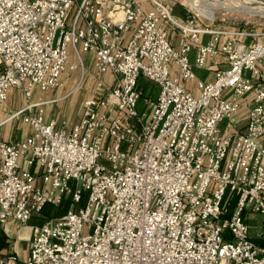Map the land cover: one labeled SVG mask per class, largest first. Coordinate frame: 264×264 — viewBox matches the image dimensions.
Masks as SVG:
<instances>
[{
    "label": "built area",
    "instance_id": "2783aa9c",
    "mask_svg": "<svg viewBox=\"0 0 264 264\" xmlns=\"http://www.w3.org/2000/svg\"><path fill=\"white\" fill-rule=\"evenodd\" d=\"M146 1L0 0V109L19 88L15 115L28 111L32 128L0 141V225L31 234L24 257L9 245L0 264H264L248 222L264 215V25L184 22L172 1ZM82 50L94 54L95 84L67 130L33 110V93L78 69L80 86ZM209 63L206 81L195 68ZM140 76L159 88L142 111Z\"/></svg>",
    "mask_w": 264,
    "mask_h": 264
},
{
    "label": "crops",
    "instance_id": "0c3cea01",
    "mask_svg": "<svg viewBox=\"0 0 264 264\" xmlns=\"http://www.w3.org/2000/svg\"><path fill=\"white\" fill-rule=\"evenodd\" d=\"M140 1H143L146 6L150 5V3L146 0ZM177 17H179L184 22L193 20L195 24H203L202 22H198L194 16H188V18L186 19L180 16ZM169 28L172 36V43L175 46H178L181 41L180 29L171 25ZM208 38L209 35L202 36L203 41H206ZM71 50L72 48H70L69 51ZM195 52L196 48H193L189 55L192 63L194 62ZM81 57L86 66V70L85 78L80 86H77L80 79V70L78 69L67 75L62 85L51 88L47 91H40L39 88H36L34 89L33 93V102L36 103L33 110L35 112H38L40 109H43L45 121L55 120L58 127L65 128L67 130L70 129L72 125H74L81 117L84 99L89 95L95 84L94 54L90 51L82 50ZM86 57L89 59L88 64L86 62ZM70 59L72 61H77L73 50L72 53L70 52ZM217 59L220 61L221 66L225 67L226 63L224 60V56L222 54H219L217 56ZM199 70H204V74H201ZM195 72L197 73L199 78L208 81L213 79L215 67L211 63H209L205 68H195ZM85 82L86 85L84 86ZM182 84L194 93H199V90L193 81H182ZM81 87H84L83 93L79 98L74 99L72 96ZM155 100L152 101L154 102ZM24 105L25 97L22 91L17 87H11L8 91V99L4 102L3 106L0 109V141L12 142L18 139H24L32 133V128L30 127V125L23 120L24 115L28 113V111L15 115L19 110L23 108ZM243 111L245 110H242L241 114H244ZM21 162L23 167H26L24 158H21ZM255 214L256 213H252L250 215V219L251 217H253L252 219L256 218ZM251 228L256 229L257 227L253 225L250 226V230ZM6 229L10 245H15L13 241L16 238L20 237V233H15L16 230H13V228H11L10 226H6ZM263 233L264 232L260 231L259 233H257V235L262 234V236H264Z\"/></svg>",
    "mask_w": 264,
    "mask_h": 264
},
{
    "label": "rangeland",
    "instance_id": "374dc122",
    "mask_svg": "<svg viewBox=\"0 0 264 264\" xmlns=\"http://www.w3.org/2000/svg\"><path fill=\"white\" fill-rule=\"evenodd\" d=\"M80 0H78L79 2ZM172 1L174 4L178 3L179 5H182V7L185 8L181 9L180 7H178L176 10L174 9V14L176 16H185V13H187V16L190 17H195V19L198 22H202V23H210V24H219L222 23L219 19L220 17H225V23L230 26H234V27H241V28H256V27H262L264 25V13L259 12L260 15H252L250 12L255 11V10H262L263 7H259V6H255L252 4H246L243 1H237V2H231L229 0H225L223 2H217L219 4V8L216 7H201L198 5H195L192 2H189L187 0H170ZM256 1V0H253ZM77 8V5H74L70 12H69V17L67 19V26L69 27L73 18V15L75 13V10ZM250 8V12L248 11ZM251 20V22H249ZM214 21V22H211ZM70 50V49H69ZM72 53V50L70 51ZM87 58V57H86ZM85 58V59H86ZM87 64L89 63V59H86ZM88 70V69H87ZM199 72L201 74H204V70H199ZM148 80V79H147ZM146 81V78H145ZM152 84H154L155 86H157L155 83L150 82ZM86 85V82L84 84V86ZM158 87V86H157ZM83 89L84 87H81L72 97L75 98H79L81 96V94L83 93ZM252 102L249 101V103H245V105H249ZM145 108L144 103L141 101L139 103V110L142 111ZM243 115H245V111H243ZM225 124V122L223 123V125ZM222 125V126H223ZM57 208L60 206H56L53 204H47L46 205V209H50V208ZM43 213H45V211L39 212L37 214H35L33 216V218L29 221V224H40L42 222V220H44L45 215H43ZM251 215V214H250ZM250 215L248 216V222L250 224V226H255V227H261V228H251V232H252V236L253 237H257V233H259L260 231L264 232V215L262 214H255L254 219H252L253 217H251L250 219ZM43 216V217H42ZM28 230V231H27ZM259 230V232H258ZM15 233H20V237L16 238L13 242L16 246L17 252L20 254L21 257H24L27 253L29 244H30V239H31V234L29 232V228L20 225L18 228H16ZM264 234V233H263Z\"/></svg>",
    "mask_w": 264,
    "mask_h": 264
},
{
    "label": "trees",
    "instance_id": "16d2710c",
    "mask_svg": "<svg viewBox=\"0 0 264 264\" xmlns=\"http://www.w3.org/2000/svg\"><path fill=\"white\" fill-rule=\"evenodd\" d=\"M175 10L180 7L181 9H184V7H182V5H179L178 3H175ZM184 19L188 18L187 13H185V16H180ZM232 26V25H230ZM144 76H140L138 78V82H137V88L142 92V97L140 99V102L144 100V98H150L152 100H155V98L158 95L159 92V88L157 86H155L154 84L150 83L151 81L147 80L145 81ZM139 102V103H140ZM68 207V201H66L62 206L60 207H55V208H50V209H46V206L43 208L42 211H45V213H43V215H45V217H53V216H59L61 214H63ZM41 211V212H42ZM43 217V216H42ZM43 222V220H42ZM254 240L258 243H262L264 242V236L262 237H255ZM10 245L9 240H8V235H7V229L6 226H2L0 225V250H3L5 248H7Z\"/></svg>",
    "mask_w": 264,
    "mask_h": 264
},
{
    "label": "bare ground",
    "instance_id": "6f19581e",
    "mask_svg": "<svg viewBox=\"0 0 264 264\" xmlns=\"http://www.w3.org/2000/svg\"><path fill=\"white\" fill-rule=\"evenodd\" d=\"M187 1L192 2L195 5H198V6H201V7H205V8H208V7L219 8V4L217 2H223L225 0H187ZM229 1L237 2V1H240V0H229ZM241 1H243L246 4L248 3V4H252V5L264 8V6L259 4L258 1H252V0H241Z\"/></svg>",
    "mask_w": 264,
    "mask_h": 264
},
{
    "label": "water",
    "instance_id": "95a60500",
    "mask_svg": "<svg viewBox=\"0 0 264 264\" xmlns=\"http://www.w3.org/2000/svg\"><path fill=\"white\" fill-rule=\"evenodd\" d=\"M259 4L263 5L264 6V2H259Z\"/></svg>",
    "mask_w": 264,
    "mask_h": 264
}]
</instances>
